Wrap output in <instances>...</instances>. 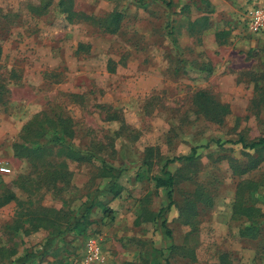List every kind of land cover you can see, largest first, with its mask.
<instances>
[{
  "label": "rangeland",
  "instance_id": "rangeland-1",
  "mask_svg": "<svg viewBox=\"0 0 264 264\" xmlns=\"http://www.w3.org/2000/svg\"><path fill=\"white\" fill-rule=\"evenodd\" d=\"M44 1L0 0L10 88L0 100V199L15 194L0 206V264H264V148L237 142L264 136V40L245 21L251 0H71L92 17L122 12L116 33L70 22L60 0L32 10ZM200 89L229 105L223 123L197 112ZM44 110L73 119L71 141L88 159L55 158L67 177L39 186L12 143ZM193 147L194 160L165 168L177 177L167 208L153 177ZM43 208L91 223L34 229ZM255 215L258 236H241Z\"/></svg>",
  "mask_w": 264,
  "mask_h": 264
},
{
  "label": "trees",
  "instance_id": "trees-1",
  "mask_svg": "<svg viewBox=\"0 0 264 264\" xmlns=\"http://www.w3.org/2000/svg\"><path fill=\"white\" fill-rule=\"evenodd\" d=\"M47 1V0H46ZM44 1L40 5L31 6L32 10L38 14H44L48 10V4L50 2ZM70 1V2H68ZM60 0L61 11L67 14V18L70 22H74L77 19H89L95 20V22L105 31L110 33H116L120 29L123 13L120 11H113L105 16L92 17L83 12L75 11L70 5L71 0ZM219 36V33H217ZM2 56V48L0 46V59ZM10 92V88L5 83V78L0 75V100ZM193 102L195 104L198 113L204 114L210 117L217 123H223L225 116L230 112L228 104L218 101L214 95L207 89H200L193 94ZM53 113H49L48 110L35 113L21 128L18 138L12 143L14 155L20 159H25L31 164L32 171L26 180L37 182L39 186L55 184L57 180L63 177H67L65 173H61V169L57 167L55 158H66L75 161H83L88 159V155H85L84 151L75 146L71 140L76 135L73 119L70 116L64 115L62 112L51 110ZM237 142H241L243 147L249 149L264 148V136L259 137L253 141L247 142L244 137H240ZM218 144L221 142L218 140ZM198 148L193 147L191 154L176 156L169 159L163 169L162 175H155L153 177L156 182V187L167 188L169 203L167 208H170L175 204L173 190L177 184L176 175L165 169L170 162L174 161H192L197 157ZM56 166V168H54ZM113 188L117 185L113 184ZM115 194L121 192L120 188L113 189ZM197 197L190 198L188 206L186 208V222L193 224L192 219L197 216V203L201 199V193L195 195ZM15 198V194L9 192L5 197L0 199V206ZM190 207V208H189ZM190 209V211H189ZM164 209H161L160 213ZM106 215L113 216L112 208L108 207L105 210ZM245 214L252 216L246 209ZM160 216V215H158ZM32 219L38 220L34 229L43 225L46 228L57 230L59 232H65L66 230L80 229L84 230L87 225L91 223L87 214H83L80 219L77 220L74 225L68 220V216L62 210H56L52 208H43L42 213L32 217ZM31 219V220H32ZM249 224H246L240 229V235L243 237H256L258 236L260 229L258 215L248 217ZM35 223V222H34ZM65 224L66 228L62 229L61 226ZM166 226V219L163 221ZM170 232L169 229H167ZM192 256L191 254H189Z\"/></svg>",
  "mask_w": 264,
  "mask_h": 264
},
{
  "label": "built area",
  "instance_id": "built-area-1",
  "mask_svg": "<svg viewBox=\"0 0 264 264\" xmlns=\"http://www.w3.org/2000/svg\"><path fill=\"white\" fill-rule=\"evenodd\" d=\"M245 13L250 33L264 40V0H251Z\"/></svg>",
  "mask_w": 264,
  "mask_h": 264
}]
</instances>
